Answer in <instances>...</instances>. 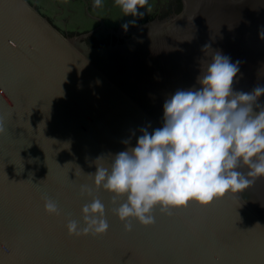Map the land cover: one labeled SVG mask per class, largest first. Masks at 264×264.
<instances>
[{
	"label": "water",
	"instance_id": "95a60500",
	"mask_svg": "<svg viewBox=\"0 0 264 264\" xmlns=\"http://www.w3.org/2000/svg\"><path fill=\"white\" fill-rule=\"evenodd\" d=\"M92 5L0 0V264H264V177L207 206H157L153 225L130 219L126 232L113 211L124 200L89 175L135 147L140 129L162 127L165 100L198 89L214 52L240 62L235 92L264 87V0H148L143 18L114 0ZM92 197L108 231L70 236Z\"/></svg>",
	"mask_w": 264,
	"mask_h": 264
},
{
	"label": "clouds",
	"instance_id": "9594fccd",
	"mask_svg": "<svg viewBox=\"0 0 264 264\" xmlns=\"http://www.w3.org/2000/svg\"><path fill=\"white\" fill-rule=\"evenodd\" d=\"M103 0H93V8ZM125 16L143 18L148 0H114ZM133 19L122 25L127 31ZM264 39V32L261 34ZM210 48L206 45L205 49ZM239 61L219 51L214 52L198 78V89L177 90L163 105V125L151 133L140 129L135 147H128L111 157L110 167H98L94 177L96 189L113 194L112 203L124 200L114 213L130 232L135 219L143 226L155 223L153 210L161 213L195 201L202 206L226 193H237L264 177V107L256 102L264 87L252 92H235L234 78ZM254 105L260 111L254 112ZM6 128L0 118V135ZM128 145L129 141H123ZM246 165L245 175L237 169ZM93 189L82 185L81 195L92 196ZM49 215H60L56 201L45 197ZM84 225L69 220L66 228L74 236L102 235L109 229L104 204L92 197L81 208ZM256 225H260L257 223ZM261 226V225H260Z\"/></svg>",
	"mask_w": 264,
	"mask_h": 264
}]
</instances>
